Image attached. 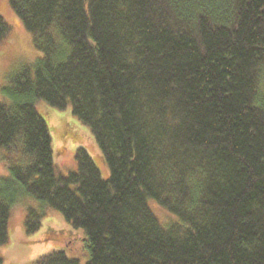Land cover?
I'll use <instances>...</instances> for the list:
<instances>
[{
  "label": "trees",
  "instance_id": "obj_1",
  "mask_svg": "<svg viewBox=\"0 0 264 264\" xmlns=\"http://www.w3.org/2000/svg\"><path fill=\"white\" fill-rule=\"evenodd\" d=\"M9 5L40 55L0 89V246L31 197L25 232L59 212L84 231L85 264H264V0ZM39 101L88 126L107 179L82 148L57 173Z\"/></svg>",
  "mask_w": 264,
  "mask_h": 264
},
{
  "label": "rangeland",
  "instance_id": "obj_2",
  "mask_svg": "<svg viewBox=\"0 0 264 264\" xmlns=\"http://www.w3.org/2000/svg\"><path fill=\"white\" fill-rule=\"evenodd\" d=\"M0 16L10 28V35L0 44V89L8 78L23 65H31L39 57L31 42V36L12 11L9 0H0ZM0 101L2 96L0 92ZM36 111L47 124L53 151V162L57 173L66 175L75 171V152L84 149L93 160L103 179L109 171L100 158L99 149L90 129L81 123L70 108L63 110L49 106L43 101L36 103ZM2 152L0 151V155ZM7 175V169L0 162V177ZM151 210L161 223L167 224L174 218L152 200L148 202ZM27 207L40 208V204L31 197H25L12 206L8 221V241L0 246V257L3 264H33V262L52 251H65L68 257L85 264L88 259L85 233L82 229H73L53 210L47 209L41 219L40 228L27 234L24 230V219Z\"/></svg>",
  "mask_w": 264,
  "mask_h": 264
}]
</instances>
